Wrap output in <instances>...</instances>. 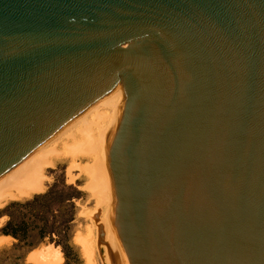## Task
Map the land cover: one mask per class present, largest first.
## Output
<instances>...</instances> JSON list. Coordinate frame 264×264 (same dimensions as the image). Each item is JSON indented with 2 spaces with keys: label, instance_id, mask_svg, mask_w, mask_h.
<instances>
[{
  "label": "water",
  "instance_id": "water-1",
  "mask_svg": "<svg viewBox=\"0 0 264 264\" xmlns=\"http://www.w3.org/2000/svg\"><path fill=\"white\" fill-rule=\"evenodd\" d=\"M120 82L114 264H264V0H0V175Z\"/></svg>",
  "mask_w": 264,
  "mask_h": 264
},
{
  "label": "bare ground",
  "instance_id": "bare-ground-1",
  "mask_svg": "<svg viewBox=\"0 0 264 264\" xmlns=\"http://www.w3.org/2000/svg\"><path fill=\"white\" fill-rule=\"evenodd\" d=\"M125 99V89L121 83H118L111 91L80 112L74 119L34 147L12 168L0 175V205L10 199L32 196L34 193L43 190L46 180V168L56 158L65 157L76 160L88 156L94 162L92 163V168L90 169L91 165L89 167V171L92 170L89 173L96 180V185L97 183L100 185L97 186V188L100 187L99 194H97L98 192L96 194L100 196L98 197L101 204L105 203L108 206L109 209L106 208L109 213L113 214L114 220L116 199L112 189L111 169L108 166L107 146L114 119ZM102 105L106 106L108 110L105 109L103 111L100 109V107H103ZM73 166H78V164ZM108 224L107 228H105V234H101L99 231L97 233L98 225H96L95 229L91 228L89 229L90 231L88 230L89 233L86 235L88 237H85L81 242L79 241V244L83 246L84 254L87 255L92 264H96L91 259L96 244L100 245L103 243L102 238L108 240L105 254L107 257L105 258L109 260H107L109 264L115 263L119 233L112 219ZM102 235H105V237H102ZM8 238L13 237L0 235V245L4 244ZM61 253L59 250L52 252V254L45 253L35 261L38 264H62L63 256Z\"/></svg>",
  "mask_w": 264,
  "mask_h": 264
},
{
  "label": "rangeland",
  "instance_id": "rangeland-1",
  "mask_svg": "<svg viewBox=\"0 0 264 264\" xmlns=\"http://www.w3.org/2000/svg\"><path fill=\"white\" fill-rule=\"evenodd\" d=\"M120 83L122 84V82ZM100 109H102L103 111L105 109L108 110L106 106L100 107ZM92 163H94L93 159L91 157L89 158L88 156L81 157L76 160L65 157L56 158L55 160H53V163L46 168L45 187L43 190H41L42 192H45L53 183L55 182L61 183V181L64 180L68 185H74L80 191H82L81 196L75 199V203L77 205V215L75 220L73 242L75 244V250L78 253V255L72 256L71 259L68 261L64 256L62 247L60 245H56L55 243L42 242L35 245L34 247H27L24 245L13 247V243L16 240L14 238H8L6 239L4 244L0 245V264H38L36 263L35 260L41 257L43 254L45 253L52 254V252L58 250L62 252L61 253L63 256L62 264H92V262L88 259L87 255L84 254V250H82L83 246L80 245L79 243L83 239H85V237H88L86 235H88L89 229L91 228L95 229V226L98 225L97 233L101 232V234H105L106 233L105 228H107V226L109 225L108 224L109 221H111V219L112 221H114L113 214L108 212L109 211L108 206L105 203L101 204V202L99 201L100 196L97 194H99L100 187L97 188V186L100 185L98 183L96 185V180L93 179L91 173H89L92 171V170L89 171L90 165H91L90 169L92 168L93 165ZM74 164H78V166L72 167V165ZM108 166L110 168L109 162H108ZM111 178H112V174H111ZM112 185H113L112 189L114 190L115 193L113 178H112ZM27 197H21L20 199H25ZM20 199H10L4 202L2 205H0V211L6 206L8 202L12 200H20ZM6 219L7 216L5 215L1 216V212H0V227L5 223ZM0 235L2 234L0 233ZM102 237H105V235L104 236L102 235ZM102 242H103L101 243L102 245L101 244L99 245L98 243L96 244L95 246L96 248L93 252V257L91 260L96 264H109L108 262L109 260L105 258L107 257V255L105 254L107 252L106 244L108 243V240H106V238H102Z\"/></svg>",
  "mask_w": 264,
  "mask_h": 264
},
{
  "label": "trees",
  "instance_id": "trees-1",
  "mask_svg": "<svg viewBox=\"0 0 264 264\" xmlns=\"http://www.w3.org/2000/svg\"><path fill=\"white\" fill-rule=\"evenodd\" d=\"M81 194L76 186L63 180L53 183L45 192L12 200L0 211L1 216H7L0 233L16 240L13 247H34L42 242L60 245L69 261L78 255L73 234L77 215L75 199Z\"/></svg>",
  "mask_w": 264,
  "mask_h": 264
}]
</instances>
